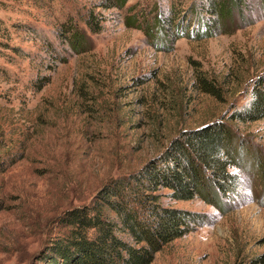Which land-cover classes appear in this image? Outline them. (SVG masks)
<instances>
[{"label":"rangeland","instance_id":"1","mask_svg":"<svg viewBox=\"0 0 264 264\" xmlns=\"http://www.w3.org/2000/svg\"><path fill=\"white\" fill-rule=\"evenodd\" d=\"M247 1L234 26L215 30L199 0H0V264H46L66 211L143 171L185 131L225 123L264 158V119L228 120L264 76V6ZM67 22L89 52L64 41ZM260 172L229 169L241 187L216 202L159 187L191 230L151 264H264V162Z\"/></svg>","mask_w":264,"mask_h":264},{"label":"trees","instance_id":"2","mask_svg":"<svg viewBox=\"0 0 264 264\" xmlns=\"http://www.w3.org/2000/svg\"><path fill=\"white\" fill-rule=\"evenodd\" d=\"M106 1L102 5L105 8L113 7V3L124 7L127 2ZM260 1L263 7L264 0ZM247 2L199 0L198 9L209 19L205 21L206 26L216 30L218 25L234 26V14L243 15ZM94 16L90 13L85 24L96 34L99 27ZM159 23L170 30L171 20L168 25ZM61 30L71 50L89 52L85 31L72 22L65 23ZM43 80L39 82V89L49 83V79ZM200 82L215 94L206 80L200 79ZM261 119H264V76L253 82L249 105L234 111L228 120L246 124ZM262 162L260 150L225 123L185 131L143 171L111 180L90 204L66 211L58 220L65 233L42 259L46 264H151L157 252L191 230L189 215L161 204L156 193L159 187L170 190V196L177 201L200 197L216 202L219 195L241 187L240 178L229 173V169L254 168L258 173ZM190 217L201 222L198 216Z\"/></svg>","mask_w":264,"mask_h":264}]
</instances>
